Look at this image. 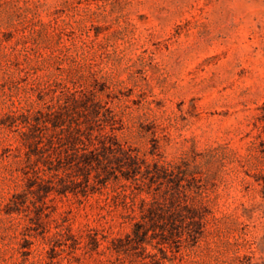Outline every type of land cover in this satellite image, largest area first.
<instances>
[{
    "label": "rangeland",
    "instance_id": "obj_1",
    "mask_svg": "<svg viewBox=\"0 0 264 264\" xmlns=\"http://www.w3.org/2000/svg\"><path fill=\"white\" fill-rule=\"evenodd\" d=\"M64 86L95 90L142 159L140 181L103 194L203 203L200 229L150 228L117 255L135 220L104 195L7 213L25 165L8 115L55 107ZM0 264H264V0H0Z\"/></svg>",
    "mask_w": 264,
    "mask_h": 264
},
{
    "label": "trees",
    "instance_id": "obj_2",
    "mask_svg": "<svg viewBox=\"0 0 264 264\" xmlns=\"http://www.w3.org/2000/svg\"><path fill=\"white\" fill-rule=\"evenodd\" d=\"M95 97L93 89L64 86L55 107L8 115L7 125L18 134L24 147L25 165L20 176L24 190L12 196L7 213L19 212L28 205L36 208L50 195H72L78 199L104 195V198H98V202L109 207L123 204L122 218L135 220L132 236H125L129 242L124 243L121 238L110 239L109 249L117 255H128L141 248L150 228H157L170 238L179 237L173 232L178 221L190 220L187 223L200 229L203 203L195 205L185 200L180 203L177 197L171 196L168 209H164L165 206L159 207L154 199H140L136 204L133 192L126 194L112 190L103 194L102 190L112 181H140L137 177L142 175V159L118 142L114 134L117 123L114 114ZM155 166L162 178L173 176L172 168ZM182 212L186 214L182 215ZM66 235L71 236L68 232ZM87 237L92 250L96 249L99 246L96 234L88 233Z\"/></svg>",
    "mask_w": 264,
    "mask_h": 264
}]
</instances>
